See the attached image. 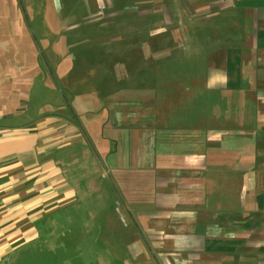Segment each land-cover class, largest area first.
Masks as SVG:
<instances>
[{
	"label": "crops",
	"instance_id": "obj_1",
	"mask_svg": "<svg viewBox=\"0 0 264 264\" xmlns=\"http://www.w3.org/2000/svg\"><path fill=\"white\" fill-rule=\"evenodd\" d=\"M77 2L137 30L110 59L107 120L76 123L98 165L70 180L52 120L0 116V264H264V0ZM72 204L99 243L55 260L40 239Z\"/></svg>",
	"mask_w": 264,
	"mask_h": 264
},
{
	"label": "rangeland",
	"instance_id": "obj_2",
	"mask_svg": "<svg viewBox=\"0 0 264 264\" xmlns=\"http://www.w3.org/2000/svg\"><path fill=\"white\" fill-rule=\"evenodd\" d=\"M69 1L70 7L66 8ZM78 8L77 0H0V53L5 54L0 61V90L14 96L10 102L0 100V116L52 120L48 126L51 137L46 140L52 145V161L61 160L62 150L63 160H68L70 180L74 181L79 166L87 170L98 165L92 158L93 142L77 127V120H107L110 59L127 51L130 46L125 43V35L137 32L109 25L104 12L98 14L101 18L94 24L86 22ZM153 15L149 17L150 23L154 20L152 24L158 20ZM139 47L135 44L133 50ZM66 120L70 123L68 135L62 125ZM103 207L85 205V213ZM67 212L62 218L54 217L48 224L50 236L40 239V245L47 242L53 247L49 257L55 260L62 247L71 252L82 241L85 246L99 243V238H81L73 233L77 227L98 228L99 222L76 221L75 204L69 205ZM65 216L69 222H65ZM28 261L26 249L12 255L5 264Z\"/></svg>",
	"mask_w": 264,
	"mask_h": 264
}]
</instances>
